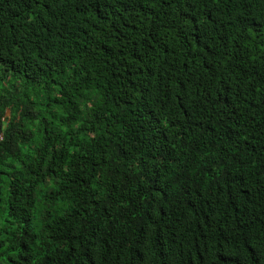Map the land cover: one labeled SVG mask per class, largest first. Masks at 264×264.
Masks as SVG:
<instances>
[{"label":"trees","instance_id":"obj_1","mask_svg":"<svg viewBox=\"0 0 264 264\" xmlns=\"http://www.w3.org/2000/svg\"><path fill=\"white\" fill-rule=\"evenodd\" d=\"M0 264H264V0H0Z\"/></svg>","mask_w":264,"mask_h":264},{"label":"rangeland","instance_id":"obj_2","mask_svg":"<svg viewBox=\"0 0 264 264\" xmlns=\"http://www.w3.org/2000/svg\"><path fill=\"white\" fill-rule=\"evenodd\" d=\"M6 116H9V113L7 112Z\"/></svg>","mask_w":264,"mask_h":264}]
</instances>
